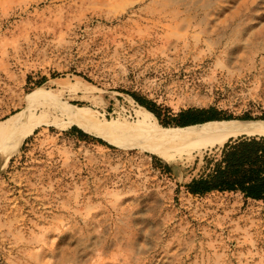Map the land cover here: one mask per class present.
Listing matches in <instances>:
<instances>
[{
	"label": "rangeland",
	"instance_id": "obj_1",
	"mask_svg": "<svg viewBox=\"0 0 264 264\" xmlns=\"http://www.w3.org/2000/svg\"><path fill=\"white\" fill-rule=\"evenodd\" d=\"M135 95L264 119V0H0V121L60 122L0 164V264H264L262 200L187 190L222 146L167 163L59 110L135 120Z\"/></svg>",
	"mask_w": 264,
	"mask_h": 264
},
{
	"label": "bare ground",
	"instance_id": "obj_2",
	"mask_svg": "<svg viewBox=\"0 0 264 264\" xmlns=\"http://www.w3.org/2000/svg\"><path fill=\"white\" fill-rule=\"evenodd\" d=\"M39 96L40 91L35 90L29 103ZM59 107L70 122L86 125L125 146L148 150L167 163L194 156L207 148L221 147L230 138L239 135L264 136L263 118H227L186 125H163L156 115L143 105L135 110V120L126 117H104L102 120H95L91 117V111L86 108H74L67 103ZM53 123H60L57 116L46 111L34 113L30 110L18 111L0 121V164L10 159L36 127Z\"/></svg>",
	"mask_w": 264,
	"mask_h": 264
},
{
	"label": "trees",
	"instance_id": "obj_3",
	"mask_svg": "<svg viewBox=\"0 0 264 264\" xmlns=\"http://www.w3.org/2000/svg\"><path fill=\"white\" fill-rule=\"evenodd\" d=\"M135 98L160 119V112L150 106L143 97L135 95ZM213 109L210 107L199 110ZM226 118H230V116L209 120ZM199 121L208 120H197L193 123ZM162 123L170 125L166 121H162ZM186 124H191V122H178L177 125ZM78 132L83 136V130H78ZM211 160H214L211 172L205 176L193 178L186 184L189 192L202 195L213 190L239 191L245 198L262 200L264 203V136L243 134L236 138H230L221 147L220 155Z\"/></svg>",
	"mask_w": 264,
	"mask_h": 264
},
{
	"label": "crops",
	"instance_id": "obj_4",
	"mask_svg": "<svg viewBox=\"0 0 264 264\" xmlns=\"http://www.w3.org/2000/svg\"><path fill=\"white\" fill-rule=\"evenodd\" d=\"M200 108H198V109H188V110H183V111H181L180 112V114L181 115H183V116H186L187 117V119H189V118H192L191 120H185V121H181V122H191V124L193 123V121H197V120H208V121H215V120H209V119H215V118H222V117H219V116H215V115H213V116H208V117H205V118H198V117H200V116H198V115H202V116H204V113H210V111H212V110H204V111H200L199 110ZM206 109H208V108H206ZM197 113H200V114H197ZM201 116V117H202ZM227 119V118H226ZM220 120H224V119H220ZM208 121H204V122H208ZM199 122H202V121H199Z\"/></svg>",
	"mask_w": 264,
	"mask_h": 264
},
{
	"label": "water",
	"instance_id": "obj_5",
	"mask_svg": "<svg viewBox=\"0 0 264 264\" xmlns=\"http://www.w3.org/2000/svg\"><path fill=\"white\" fill-rule=\"evenodd\" d=\"M236 138V137H235Z\"/></svg>",
	"mask_w": 264,
	"mask_h": 264
}]
</instances>
